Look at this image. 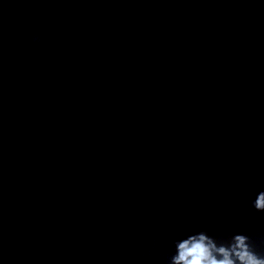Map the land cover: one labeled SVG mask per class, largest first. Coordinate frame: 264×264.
I'll return each mask as SVG.
<instances>
[{"label":"water","instance_id":"water-1","mask_svg":"<svg viewBox=\"0 0 264 264\" xmlns=\"http://www.w3.org/2000/svg\"><path fill=\"white\" fill-rule=\"evenodd\" d=\"M261 191L264 0H0V264L264 255Z\"/></svg>","mask_w":264,"mask_h":264},{"label":"clouds","instance_id":"clouds-1","mask_svg":"<svg viewBox=\"0 0 264 264\" xmlns=\"http://www.w3.org/2000/svg\"><path fill=\"white\" fill-rule=\"evenodd\" d=\"M37 39V38H34ZM253 207L264 212V191L257 194ZM168 264H264L248 235H210L207 229L195 231L174 241Z\"/></svg>","mask_w":264,"mask_h":264}]
</instances>
